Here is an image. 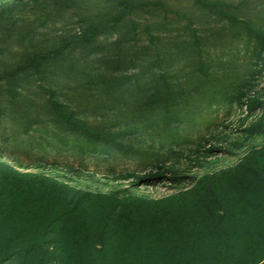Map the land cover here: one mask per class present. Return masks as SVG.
<instances>
[{"label": "rangeland", "instance_id": "1", "mask_svg": "<svg viewBox=\"0 0 264 264\" xmlns=\"http://www.w3.org/2000/svg\"><path fill=\"white\" fill-rule=\"evenodd\" d=\"M62 2L68 5L63 12L59 0H0V150L6 164L18 159L23 163L16 170L49 174L91 193L162 198L264 146V53L255 37L236 36L239 29L218 14L235 13L264 29V0ZM203 2L220 6L212 10ZM122 13L124 20H117ZM90 32L97 35L86 47L82 40ZM116 59L136 67L107 69ZM198 61L207 76L195 72ZM110 76L133 79L114 93L107 91ZM166 84L177 122L164 120L163 110L137 118L135 103ZM51 102L125 148L106 150L104 139L50 122L45 109ZM38 117L40 124L25 133L24 123ZM157 164L174 172L155 184L132 177Z\"/></svg>", "mask_w": 264, "mask_h": 264}, {"label": "trees", "instance_id": "2", "mask_svg": "<svg viewBox=\"0 0 264 264\" xmlns=\"http://www.w3.org/2000/svg\"><path fill=\"white\" fill-rule=\"evenodd\" d=\"M62 1L57 3L61 12L68 6ZM17 3L5 11L11 12ZM203 4L212 10L220 6ZM218 14L239 29L236 36L255 37L259 54L264 53V29L235 13ZM124 18L122 13L117 20ZM151 31L148 27L154 39ZM96 35L86 34L83 45L90 46ZM111 66L114 72L136 67L133 61L120 59L107 62V69ZM37 72L44 73L45 68ZM195 72L208 73L200 61ZM132 79L110 76L107 91L115 93ZM171 88L170 84L153 87L152 94L135 103L132 113L150 118L163 110L164 120L177 122V111L170 105ZM48 104L50 122L104 139L106 150L125 148L116 137L74 118L64 104ZM32 120L24 123L25 133L40 124V117ZM6 160L0 150V264H264V146L248 151L237 165L203 175L191 187L162 198L82 191L49 174L16 170L23 162L11 159L13 164H6ZM170 172L174 169L157 164L149 173L132 177L139 184H155Z\"/></svg>", "mask_w": 264, "mask_h": 264}]
</instances>
